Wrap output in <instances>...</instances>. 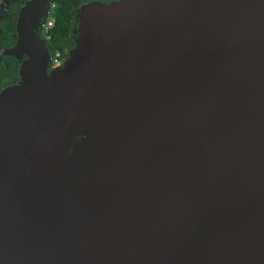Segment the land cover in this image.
<instances>
[{
    "label": "water",
    "instance_id": "95a60500",
    "mask_svg": "<svg viewBox=\"0 0 264 264\" xmlns=\"http://www.w3.org/2000/svg\"><path fill=\"white\" fill-rule=\"evenodd\" d=\"M46 1L0 51V264H264V0L82 3L56 71Z\"/></svg>",
    "mask_w": 264,
    "mask_h": 264
},
{
    "label": "trees",
    "instance_id": "16d2710c",
    "mask_svg": "<svg viewBox=\"0 0 264 264\" xmlns=\"http://www.w3.org/2000/svg\"><path fill=\"white\" fill-rule=\"evenodd\" d=\"M25 0H13L9 5L6 15L0 20V50L13 47L16 42L15 23L18 7ZM116 0H56L52 8L53 24L42 34L44 46L50 58L49 65L55 58L62 61L66 53L73 46V30L76 22L74 16L79 6L86 2L108 3ZM21 7V6H20ZM57 55V56H56ZM20 62L10 55L0 54V89L14 84L18 79Z\"/></svg>",
    "mask_w": 264,
    "mask_h": 264
},
{
    "label": "rangeland",
    "instance_id": "374dc122",
    "mask_svg": "<svg viewBox=\"0 0 264 264\" xmlns=\"http://www.w3.org/2000/svg\"><path fill=\"white\" fill-rule=\"evenodd\" d=\"M48 1H49V0H47V1L44 3V5H43L44 9H43L42 13H41L40 15L37 16V19H40V20L42 19V20H41V23H40V21H39V23H40V27H41V29H42V30L45 29V31H46L47 29H49V28L52 26V24H53V21H52L50 15H49L50 10H52V4H53V1L50 2V5H48ZM2 8H4V1H1V2H0V9H2ZM33 9H34V8H33ZM33 9H32L31 11H33ZM42 17H43V18H42ZM63 62H64V61H57L56 63H52V65H51V67L49 68V70H50V71H56L58 68H61V67H62Z\"/></svg>",
    "mask_w": 264,
    "mask_h": 264
},
{
    "label": "flooded vegetation",
    "instance_id": "af4514ba",
    "mask_svg": "<svg viewBox=\"0 0 264 264\" xmlns=\"http://www.w3.org/2000/svg\"><path fill=\"white\" fill-rule=\"evenodd\" d=\"M26 1H27V0H25L20 6H22ZM51 1H53V4H54V2H55L56 0H49V1H48V5H50V2H51ZM10 4H11V3H10ZM53 4H52V8H53ZM20 6L18 7L17 12L19 11ZM49 15H50V17L52 18V10H50ZM42 18H43V17H42ZM41 20H42V19H41ZM41 20H40V19H36V20H35V22H36L35 24H37V25H36V32H37L38 36L40 35V37H41L42 34H45V32L47 31V30L45 31V29H44V30L41 29V27H40ZM39 21H40V23H39ZM0 51H1V50H0ZM24 58H25L24 55H22V56H21V59H24ZM62 61H63V60H62ZM51 65H52V64H51ZM51 65L48 64V69H47V71L49 70V68L51 67Z\"/></svg>",
    "mask_w": 264,
    "mask_h": 264
},
{
    "label": "built area",
    "instance_id": "2783aa9c",
    "mask_svg": "<svg viewBox=\"0 0 264 264\" xmlns=\"http://www.w3.org/2000/svg\"><path fill=\"white\" fill-rule=\"evenodd\" d=\"M52 19V21H53V18H51ZM57 56V55H56ZM53 63H56L57 62V60L54 58L53 60Z\"/></svg>",
    "mask_w": 264,
    "mask_h": 264
}]
</instances>
